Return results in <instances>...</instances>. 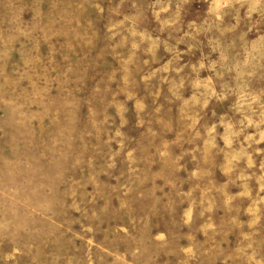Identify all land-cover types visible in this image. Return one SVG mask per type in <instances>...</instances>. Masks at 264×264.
I'll use <instances>...</instances> for the list:
<instances>
[{"label":"rangeland","instance_id":"obj_1","mask_svg":"<svg viewBox=\"0 0 264 264\" xmlns=\"http://www.w3.org/2000/svg\"><path fill=\"white\" fill-rule=\"evenodd\" d=\"M0 264H264V0H0Z\"/></svg>","mask_w":264,"mask_h":264}]
</instances>
